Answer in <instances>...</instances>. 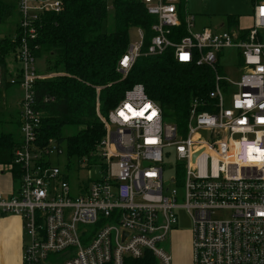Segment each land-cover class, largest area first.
Wrapping results in <instances>:
<instances>
[{
  "label": "built area",
  "instance_id": "1",
  "mask_svg": "<svg viewBox=\"0 0 264 264\" xmlns=\"http://www.w3.org/2000/svg\"><path fill=\"white\" fill-rule=\"evenodd\" d=\"M140 1L156 19L154 34L143 52L144 33L135 28L137 40L117 70L126 75L137 57L171 48L176 62L210 69L213 88L206 100L192 99L182 131L162 120L140 83L104 117L97 101L104 129L98 176L79 182L73 194L65 168L71 163L62 169L56 158L63 146L54 138L38 140L42 113L34 83L54 74L37 72L28 45L41 15L59 12L62 0H16L21 95L12 161L20 174L11 193L0 194V216L21 218L22 264H126L147 255L154 264H172L162 243L180 211L191 222V264H264V0L253 3L251 25L233 32L194 30V17L185 15L186 34L176 42L168 35L180 25L182 0ZM225 48L240 51L237 80L219 73ZM172 148L177 162L168 174L164 160ZM250 148L260 151L250 154Z\"/></svg>",
  "mask_w": 264,
  "mask_h": 264
},
{
  "label": "trees",
  "instance_id": "2",
  "mask_svg": "<svg viewBox=\"0 0 264 264\" xmlns=\"http://www.w3.org/2000/svg\"><path fill=\"white\" fill-rule=\"evenodd\" d=\"M16 6V0H0V21L17 17L14 40L0 37V123L12 122L5 118L6 90L11 84L19 85L20 73L15 82L6 81L4 61V55L18 46ZM178 12L180 25L168 35L175 42L186 34L182 1ZM155 21L140 0H62L59 12L41 15L36 35L28 40V45L36 60L45 61L44 73L55 71L63 75L34 83L36 107L42 113L37 133L40 143L54 138L63 146L69 163L79 164L84 160L94 163L104 135L96 102L99 113L106 116L136 83L142 84L147 97L159 105L164 122L175 124L180 131L184 129L192 99L206 100L213 88L210 69L178 63L172 49L167 48L160 55L137 57L124 78L117 70L118 60L129 45V32L135 28L143 30L141 50L144 52L154 34L151 25ZM229 23L236 27L237 17H230ZM45 97L52 100L44 101ZM19 112L18 109L13 120L18 128ZM65 126H75V134L62 137L61 129ZM18 144L19 138L14 134L0 133V165L10 173L13 183L20 174L12 161V150ZM125 263L154 264V261L147 255L138 260L126 258Z\"/></svg>",
  "mask_w": 264,
  "mask_h": 264
},
{
  "label": "rangeland",
  "instance_id": "3",
  "mask_svg": "<svg viewBox=\"0 0 264 264\" xmlns=\"http://www.w3.org/2000/svg\"><path fill=\"white\" fill-rule=\"evenodd\" d=\"M183 13L185 15H192L194 17V30H201L204 27L212 30H228L233 32L240 25L243 28H247L252 23V11L253 1L252 0H182ZM234 17L238 19L236 27L230 25L229 18ZM14 18H9L6 22L0 21V37H6L12 39L16 37V24ZM137 40L135 30L129 32V42L133 43ZM15 51L10 50L4 55V61L6 63V81L16 79L20 73V64L17 59ZM242 61L240 51L237 48H225L219 54L218 67L219 73L224 77H229L233 80H237L242 72ZM36 70L40 71L41 74H54L53 77L63 75L62 72L48 71L45 69V61L43 59L36 60ZM125 75L122 74V78ZM15 82V81H14ZM6 106L5 111L7 112L6 120L12 122L0 123V133L10 132L19 138V129L17 124L13 121L16 119L17 110L19 109L18 99H20L21 89L19 85L11 84L6 90ZM102 117L105 115L100 114ZM75 126H65L61 129L62 137H69L75 134ZM59 162L60 168H64V164L67 161L64 149L63 154L56 157ZM53 159V158H52ZM55 159V158H54ZM53 159V160H54ZM176 158L173 148L170 149V154L165 158V168L168 174H172L176 167ZM70 173L69 184L74 194L78 183H90L91 180L98 176L100 168V162L95 163L86 162L85 160L79 164L75 162L71 163L67 167ZM64 168V169H65ZM176 186V184H171ZM190 229L191 222L189 217L184 212L178 213V223L175 230L170 234V238L162 243L170 254L172 255V264H191V249H190ZM25 242H26V238ZM52 256H50V259ZM56 264H62L58 262Z\"/></svg>",
  "mask_w": 264,
  "mask_h": 264
},
{
  "label": "crops",
  "instance_id": "4",
  "mask_svg": "<svg viewBox=\"0 0 264 264\" xmlns=\"http://www.w3.org/2000/svg\"><path fill=\"white\" fill-rule=\"evenodd\" d=\"M13 186L12 176L0 165V194L8 195ZM24 242L21 218L13 214L0 216V264H22Z\"/></svg>",
  "mask_w": 264,
  "mask_h": 264
},
{
  "label": "snow or ice",
  "instance_id": "5",
  "mask_svg": "<svg viewBox=\"0 0 264 264\" xmlns=\"http://www.w3.org/2000/svg\"><path fill=\"white\" fill-rule=\"evenodd\" d=\"M253 151H260V149H257V148H250V150H249V152H250V154H251V152H253ZM261 155H264V152H262L261 153Z\"/></svg>",
  "mask_w": 264,
  "mask_h": 264
}]
</instances>
